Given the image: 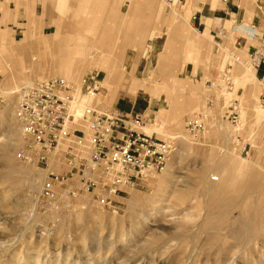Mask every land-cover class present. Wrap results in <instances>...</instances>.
Wrapping results in <instances>:
<instances>
[{"label": "rangeland", "instance_id": "1", "mask_svg": "<svg viewBox=\"0 0 264 264\" xmlns=\"http://www.w3.org/2000/svg\"><path fill=\"white\" fill-rule=\"evenodd\" d=\"M221 7L0 0V264H264V79L237 39L248 34L216 18ZM90 72L102 107L136 96L134 112L151 118L142 130L174 142L163 170L113 210L88 193L47 200L45 171L18 156L16 90L50 77L79 86ZM196 112L204 129L191 132Z\"/></svg>", "mask_w": 264, "mask_h": 264}, {"label": "built area", "instance_id": "2", "mask_svg": "<svg viewBox=\"0 0 264 264\" xmlns=\"http://www.w3.org/2000/svg\"><path fill=\"white\" fill-rule=\"evenodd\" d=\"M263 51L250 54L259 67ZM103 87L99 75H84L80 85L63 77L25 83L16 90L14 117L22 135L18 152L28 164L45 171L42 196L75 198L88 193L98 205L114 209V197L163 170L174 150L172 139L147 133L145 112L106 109L98 100ZM264 107V89L260 96ZM231 122L238 120L229 106ZM204 114L185 119L188 131L204 129Z\"/></svg>", "mask_w": 264, "mask_h": 264}, {"label": "crops", "instance_id": "3", "mask_svg": "<svg viewBox=\"0 0 264 264\" xmlns=\"http://www.w3.org/2000/svg\"><path fill=\"white\" fill-rule=\"evenodd\" d=\"M13 1L16 2V0ZM223 2L224 7L216 8L215 10L220 11V13H218L219 16L216 18L221 20L222 25L223 22L229 24H239L233 28L236 29L240 27L242 28V33L248 34L247 38L242 35L237 36V39L240 40V43H244L249 54H252L256 50L263 51L264 53V0H257V3L259 4L258 8L255 7V3L252 2V0H223ZM232 15H235V17L232 18ZM201 23L202 22L199 21V25H201ZM255 75L257 79H259V76L261 77V80L264 79V60L260 61L259 67L255 71ZM132 101L129 99L128 103L131 104H119L118 108L114 105L113 108L120 111L129 110L130 112H134L139 111V105H144V103H140L135 108V103H139L136 96L133 97ZM148 103L150 102L148 101ZM149 107V105H146L143 111H146Z\"/></svg>", "mask_w": 264, "mask_h": 264}, {"label": "bare ground", "instance_id": "4", "mask_svg": "<svg viewBox=\"0 0 264 264\" xmlns=\"http://www.w3.org/2000/svg\"><path fill=\"white\" fill-rule=\"evenodd\" d=\"M253 69H255L254 67H252Z\"/></svg>", "mask_w": 264, "mask_h": 264}]
</instances>
